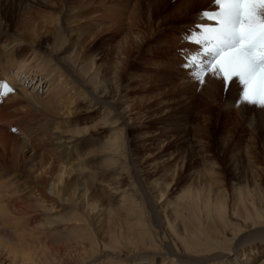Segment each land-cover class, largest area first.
Returning a JSON list of instances; mask_svg holds the SVG:
<instances>
[{"label":"bare ground","instance_id":"1","mask_svg":"<svg viewBox=\"0 0 264 264\" xmlns=\"http://www.w3.org/2000/svg\"><path fill=\"white\" fill-rule=\"evenodd\" d=\"M71 2L0 0V83L13 88L0 96V264H264V198L247 187L239 188L249 195H239L237 209L233 199L229 204L190 190L166 204L171 207L163 206V194L150 197L142 187V195L122 190L106 201L91 191L87 157L98 156L101 167L133 165L131 106L121 81L133 48L139 51L147 30L155 31L156 4L145 0V17L142 0H134L126 25L133 48L121 47L122 58L107 68L84 46L102 33L99 11L106 2ZM81 102L97 113L101 129L112 131L85 156L75 147L90 131L86 122L76 124ZM233 109L243 120L242 108ZM254 124L250 117L251 129ZM195 130L202 135L201 153L212 159L202 129Z\"/></svg>","mask_w":264,"mask_h":264},{"label":"rangeland","instance_id":"2","mask_svg":"<svg viewBox=\"0 0 264 264\" xmlns=\"http://www.w3.org/2000/svg\"><path fill=\"white\" fill-rule=\"evenodd\" d=\"M76 1L72 0L70 5ZM94 1L98 3L100 0ZM103 2L106 3H101L103 8L99 13L105 18L98 25L102 33L90 37L91 42L86 38L84 46L99 54L98 63L109 68L118 57L122 58L117 53L121 47L133 48L126 34V25L134 0H128L127 5L126 0ZM146 4L142 0L141 11L139 9L145 17L149 13ZM155 4L151 22L155 31L151 35V30H147L145 44L139 51L133 48L121 81L123 97L131 106L126 113L127 118L131 117L130 122L127 119L131 126L127 137L134 166L129 163L127 171L119 169L118 165L107 167L103 164L101 167L98 156L87 157L84 162L88 168L86 171L94 175V179L88 182L91 191L106 201L111 196H115V200L122 190L125 194L142 195V187L144 195L154 194L158 199L163 194L166 197L163 206L168 207L172 206L166 205L168 202L185 195L187 190L195 195H213L229 204L233 199V209H237L236 204L238 208L241 205L239 195H249L248 192L240 193L239 188L247 187L251 195L264 198V110L244 106L242 120L232 104L238 93L236 86H230L225 93L222 81L208 78L203 87H198L180 66L183 63L181 50L195 49L183 39L184 36L195 30L196 24L204 22L200 17L203 11L218 10L214 0H155ZM35 7L41 12L48 10ZM75 25L71 23V27L75 28ZM112 25L113 29H109ZM98 27L92 26V32L96 33ZM213 84L215 88L208 90ZM81 103L77 105L76 111L80 112L75 114L79 120L75 123L83 127L86 122L90 131L79 135L75 147L81 156H85L84 153L98 147L112 131L108 127L101 129L103 125L97 113L89 112L90 107ZM250 117L254 118L255 129L249 126ZM195 125L202 129L212 159L201 153L198 140L202 135L196 132ZM227 137V146L222 147V141ZM248 148H252L251 151ZM207 168L213 171L208 169L209 173ZM2 170L5 169L0 166ZM110 185L117 186V191ZM204 188L212 192H206Z\"/></svg>","mask_w":264,"mask_h":264},{"label":"snow or ice","instance_id":"3","mask_svg":"<svg viewBox=\"0 0 264 264\" xmlns=\"http://www.w3.org/2000/svg\"><path fill=\"white\" fill-rule=\"evenodd\" d=\"M214 4L218 10L203 11L204 22L184 36L195 49L181 50L180 66L198 87L208 78L222 81L225 93L236 86L233 106L264 110V0H214ZM0 90V96L13 92L6 82L0 83ZM243 240L237 241L236 250Z\"/></svg>","mask_w":264,"mask_h":264}]
</instances>
